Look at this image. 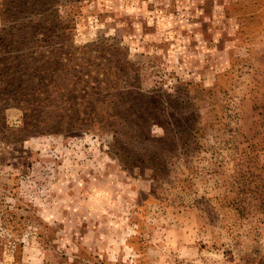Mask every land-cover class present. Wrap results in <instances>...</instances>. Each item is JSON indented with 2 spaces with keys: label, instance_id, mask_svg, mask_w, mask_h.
Returning <instances> with one entry per match:
<instances>
[{
  "label": "rangeland",
  "instance_id": "rangeland-1",
  "mask_svg": "<svg viewBox=\"0 0 264 264\" xmlns=\"http://www.w3.org/2000/svg\"><path fill=\"white\" fill-rule=\"evenodd\" d=\"M0 264H264V0H0Z\"/></svg>",
  "mask_w": 264,
  "mask_h": 264
},
{
  "label": "trees",
  "instance_id": "trees-1",
  "mask_svg": "<svg viewBox=\"0 0 264 264\" xmlns=\"http://www.w3.org/2000/svg\"><path fill=\"white\" fill-rule=\"evenodd\" d=\"M195 99H196V101L198 100L197 99V96H195L194 97ZM191 119H193V118H191ZM196 123V121L195 122H189L188 124H187V127H190V125H194ZM195 126H197V128H193L192 127V131H191V133L192 134H194V133H197V131H198V133H200V129L198 128V123L197 124H195ZM136 156L137 155H135V154H133V153H130V154H128L127 155V157L131 160V159H133L134 160V162L132 163V164H135V163H143L141 160H138V158H136ZM139 165V164H138ZM159 165V162H156L155 163V166L157 167Z\"/></svg>",
  "mask_w": 264,
  "mask_h": 264
}]
</instances>
